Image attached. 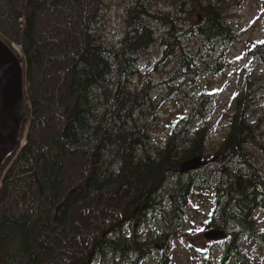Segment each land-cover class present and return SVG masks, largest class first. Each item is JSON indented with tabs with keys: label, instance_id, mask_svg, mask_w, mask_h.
Listing matches in <instances>:
<instances>
[{
	"label": "trees",
	"instance_id": "1",
	"mask_svg": "<svg viewBox=\"0 0 264 264\" xmlns=\"http://www.w3.org/2000/svg\"><path fill=\"white\" fill-rule=\"evenodd\" d=\"M232 3L135 0L116 48L98 31L105 0H0V37L22 60L25 75L19 144L0 170V264H144L157 253L154 224L166 231L160 241L168 249L158 250L156 264H174L171 240L180 238L187 212L198 209L197 198L213 201L210 226L230 228L220 264L237 257L236 229L248 241L264 237V220L256 218L257 211L264 215V166L252 154L264 153L252 122L256 91L249 86L235 98L224 140L207 156L210 126L200 128L192 118L207 114L210 97L201 96L190 121L155 142L147 112L153 92L139 67L144 51L158 43L161 54L178 52L179 77L199 73L203 51L231 37ZM163 9L187 18L181 23ZM153 21L166 28L158 39ZM187 33L201 39L198 52L184 45ZM47 56L51 65L42 73L49 80L43 81L33 65L42 67ZM196 156L209 161L210 176L208 167L173 173ZM67 164L83 171L82 186L65 176Z\"/></svg>",
	"mask_w": 264,
	"mask_h": 264
},
{
	"label": "rangeland",
	"instance_id": "2",
	"mask_svg": "<svg viewBox=\"0 0 264 264\" xmlns=\"http://www.w3.org/2000/svg\"><path fill=\"white\" fill-rule=\"evenodd\" d=\"M88 2L89 0H85V3ZM134 2L135 0H105L98 31L105 36L109 45L120 48L119 45L128 30L129 10ZM163 11L171 12L179 18L181 23H184L183 20L187 18L170 9H163ZM227 17L229 20L227 24L233 28L230 34L231 39L225 42L216 41L208 51H203L201 58L203 61L197 65V70H200L197 74L179 77L177 74L178 52L161 54V52L164 53L165 48L158 43H154L152 47L144 51L139 67L142 68L141 78L153 92L151 98L154 104L147 112L150 116L149 122L155 128V142L159 140L162 143L165 142L167 133L170 134L183 125V122L190 121L192 109L196 107L201 96L205 95L212 101V103L207 102L203 107L202 112L207 114L204 116L200 113L196 118L194 115L192 120H197L200 128L210 126L209 146L205 155H213L224 140L225 132L229 127L228 116L232 111L235 98L242 96L251 86V92L255 90L257 93L254 96L257 115L252 122L255 127L259 125L260 129L256 135L258 141L264 145V89H262L264 84V0H233L227 10ZM190 22L195 26L199 24L195 17ZM152 27L156 39L166 32L162 22L153 21ZM182 40L192 52H198L201 39L187 33L183 35ZM14 46L19 49L17 45ZM20 51L27 58L25 49L23 51L22 48ZM41 64L42 67L34 64L33 71L37 78L43 80L46 75L42 73V70L51 65L48 56L44 64L43 62ZM46 80L48 81L49 77H46ZM212 105L214 107H211ZM207 108L212 111H206ZM208 112H213L209 119L210 124L206 120V116L210 115ZM25 143L26 139L23 140L22 145L24 146ZM252 154L256 164L264 166V153L260 149H252ZM207 165L205 166L208 167L206 174L210 176L213 167L210 166L209 161ZM72 168L69 164L66 165L65 176L72 183L77 182L76 185L79 186L84 180L83 171L80 174ZM193 201L198 209L187 212L188 221L179 233L180 238L171 240L172 249L169 252L174 264H206V260H209L211 264H220L226 251V244L221 241L217 243L208 241L204 237L205 233L213 227L209 225L214 210L213 201L208 199L202 202L201 198ZM258 212H256L257 220H264V215ZM153 227L152 239L156 246L164 242L160 241V237L166 231H163L161 224H154ZM261 231L264 234V223ZM57 250H64V247H59ZM165 250H168L167 242ZM156 252L155 258H158L160 252L158 249ZM236 255L237 257L230 258L227 264H264V237L252 241L241 239ZM155 258L144 264H156Z\"/></svg>",
	"mask_w": 264,
	"mask_h": 264
},
{
	"label": "water",
	"instance_id": "3",
	"mask_svg": "<svg viewBox=\"0 0 264 264\" xmlns=\"http://www.w3.org/2000/svg\"><path fill=\"white\" fill-rule=\"evenodd\" d=\"M24 66L22 60L0 37V170L19 144L21 128L25 119ZM202 156L182 162L173 169V173L187 174L196 172L207 165ZM225 229H214L205 233L208 241L226 239ZM166 243L156 245L160 251Z\"/></svg>",
	"mask_w": 264,
	"mask_h": 264
},
{
	"label": "flooded vegetation",
	"instance_id": "4",
	"mask_svg": "<svg viewBox=\"0 0 264 264\" xmlns=\"http://www.w3.org/2000/svg\"><path fill=\"white\" fill-rule=\"evenodd\" d=\"M127 31H128V30H127ZM126 33H127V32H126ZM125 36H126V34H125ZM213 227H214V228H213ZM213 227H211V228H212V229H223L222 226H219V227H215V226H213ZM227 229H228V231H230V230H229L230 228H227ZM236 233L238 234V237H239V238H241V239H246V240L248 239L247 237H245L246 234L244 233V231H241L240 228L236 229ZM229 240H230V233L228 234V238H227L226 240H221V243L223 242V243H225L226 246H227ZM218 242H220V241H218ZM216 243H217V242H216ZM239 245H240V244H239ZM239 245H238V244L234 245L235 248H237V251H236L235 254H237V252H238Z\"/></svg>",
	"mask_w": 264,
	"mask_h": 264
}]
</instances>
